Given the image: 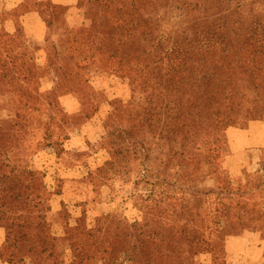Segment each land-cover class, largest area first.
<instances>
[{
    "label": "trees",
    "instance_id": "1",
    "mask_svg": "<svg viewBox=\"0 0 264 264\" xmlns=\"http://www.w3.org/2000/svg\"><path fill=\"white\" fill-rule=\"evenodd\" d=\"M252 2L78 0L70 6L38 0L45 61L34 66L71 85L81 67L130 76L136 98L127 104L114 103L109 119L119 117L131 127L119 132L120 147H114L118 146L113 144L114 132L104 137V144L142 160L139 180L149 189L132 196L153 226L145 234L137 222H121L116 214H108L92 227L67 224L62 237L53 236L47 216L51 208L45 206L49 193L37 172L23 169L30 178L27 188L36 185L34 192L16 191V182L22 179L9 175L15 167L3 173V168L11 167L5 161H12L14 150H27L22 116L11 111L0 119V195L6 192L0 197V220L13 218L5 224L6 247L12 237L36 242L29 249L31 260L22 256L21 264H203V254L217 259L213 238L226 243L243 236L247 224L235 216V198L248 195L245 189L203 192L198 184L217 173L220 154L208 148L206 137L230 126L235 104L252 97L259 118H264V13L256 21L247 19ZM63 16L78 21L70 25L65 18L60 21ZM54 27L59 31L54 32ZM1 44L6 52L24 57L15 53L20 48L17 40L0 38ZM14 68L0 65V91L4 87L16 94L15 85L35 75L27 61L21 72ZM29 94L23 95L28 100L25 107L42 95L39 88L34 97ZM11 97L5 101L8 106L14 105ZM49 106L56 105L50 101ZM156 147L162 156H156ZM131 168L121 171L111 166L98 172L111 181L122 172L132 173ZM6 181L8 189L2 187ZM24 202L26 207L21 209ZM65 214L66 208L58 213L64 219ZM263 217L264 211L259 210L258 218ZM19 219L24 222L14 221ZM225 251L226 259L217 264H235V256ZM10 258L13 264L14 255Z\"/></svg>",
    "mask_w": 264,
    "mask_h": 264
},
{
    "label": "rangeland",
    "instance_id": "2",
    "mask_svg": "<svg viewBox=\"0 0 264 264\" xmlns=\"http://www.w3.org/2000/svg\"><path fill=\"white\" fill-rule=\"evenodd\" d=\"M5 2L0 0V19L17 21L18 26L16 34L0 30V38L17 40L20 48L16 49L15 53L23 54L24 57L18 58L13 52H6L1 44L0 65L8 63V69L15 65L14 70L18 73L21 72L20 68L23 63L27 61L33 65L35 75L24 78L23 83L18 82L14 87L16 94L4 91L7 89L4 87L0 91V119H6L11 111L19 112L27 132L23 138L27 150L21 152L14 150L12 161H5L11 167L3 168V173L9 174L11 168L15 167L9 175L13 178L20 176L22 179L21 182H16L19 183L16 191L34 192L36 185L32 183L31 187L27 188L30 178L23 169L32 168L37 172V178L43 181L49 193L45 206L51 208V212H47L50 224L48 228L55 237L64 235L67 224L70 226L83 224L92 227L108 214H116L121 222H137L141 230L149 234L153 226L152 221L137 209L132 196L136 192L146 193L149 189L144 182L139 180L142 175L143 167L140 166L142 160L135 159L126 153L119 154L111 150L109 148L111 146L107 147L104 144V137L109 132H114L116 141L113 144H118L114 147H120L119 132L124 127H131V124L119 117L109 119L114 111V103L127 104L136 98L130 76L114 72H96L90 68L81 67L78 69L79 76L74 85L59 79L53 80L52 75L47 76L44 73V68L34 66V64L40 65L43 60L45 61L42 51L46 44L43 24L42 38L39 35L41 33L39 28L33 25L23 26L20 22L23 16L32 10L40 11L38 0H24L18 8L10 12L1 10ZM263 13L264 0H254L250 11L246 12V17L250 21H256ZM64 18L70 25L78 21V17L71 19L68 16H63L60 21ZM30 22L33 23L32 20ZM52 30L59 31L57 27ZM57 37V35L54 36L55 39ZM30 58H33V61H30ZM59 64H61L60 60L57 62V65ZM21 84H23L22 89H20ZM38 88L42 93L41 98H37V102H32L34 104L31 107H25L28 100L23 96L24 93H30L29 95L33 96L32 93ZM9 95H12L13 106L5 104ZM78 99L82 104H79ZM251 99L250 101L239 100L235 104L229 127L207 135L208 148H216L220 157L216 161L217 173L206 177L198 184L203 192H218L229 187L237 190L242 187L248 194L238 200L237 197L235 198V216L246 221L247 228L243 235L253 237L248 239L249 249L238 245L239 254L243 257H234L235 264H250L246 260L255 258L257 250L255 247L258 245L263 248L258 264H264V217L263 219L258 218L259 210L264 211V148L254 149L253 157L256 162L251 168H243L239 172L237 162L229 157L233 155V150H230L231 140L227 135L229 128L244 129L249 126L250 122H264V118H259L255 110L256 103H253ZM50 101L56 106H49ZM259 104L263 106V101ZM154 152L156 156H162L158 147ZM111 166L121 171L132 167L133 172L128 175L122 172L120 177L116 176L114 180L107 181L99 175L98 169ZM159 172L160 170L157 174ZM110 175L111 173L108 177ZM7 183L9 181H6L2 187L8 189ZM13 187L15 189V185ZM169 189L172 190L170 187ZM5 193L1 191L0 197ZM25 207L26 202L20 205L21 209ZM63 208H66L64 217L67 221L58 215ZM14 221L24 222L22 219ZM12 222L13 218L0 220V264H10L8 261L12 254L14 255L13 264H21V257L28 259L32 256L29 254V249L36 244L33 239L26 241L12 237L6 247L7 228L5 224ZM14 227L17 229L16 226ZM213 239L217 259L215 260L213 254H203L200 256L203 264H217L226 259V243L216 238ZM257 240L259 243L256 242ZM36 258L34 256L32 261L35 262Z\"/></svg>",
    "mask_w": 264,
    "mask_h": 264
},
{
    "label": "crops",
    "instance_id": "3",
    "mask_svg": "<svg viewBox=\"0 0 264 264\" xmlns=\"http://www.w3.org/2000/svg\"><path fill=\"white\" fill-rule=\"evenodd\" d=\"M6 1L4 6L1 10H5L7 12L13 11L18 8L24 0H3ZM55 3L64 4V5H76L78 0H52ZM33 21L31 23L30 21ZM21 24L25 25H33V27H37L41 30L39 35L43 38V26L40 21V14L39 10H32L29 14L23 16L21 19ZM18 26V22L14 20H4L0 22V28L4 27L5 30L11 34L14 33ZM35 38V37H34ZM227 135L230 143V150H233L229 157L237 162V170L241 172L243 168H251L254 164V149L258 150L264 148V122L253 121L249 123V126L244 129H236V128H229L227 131ZM260 152V151H259ZM240 165V166H238ZM253 236L250 235H243L239 238H232L226 242V249L227 251L236 257H243V255L239 254L238 245L239 247H243L244 249H249L247 245L248 239H251ZM256 238V237H254ZM256 242L259 243L257 240ZM1 243V242H0ZM237 246V247H236ZM253 247H255L253 245ZM257 247V248H256ZM256 254L254 259H247L246 262H250V264H258L260 260V255L263 253V248H260V245L256 246ZM261 264V263H260Z\"/></svg>",
    "mask_w": 264,
    "mask_h": 264
}]
</instances>
